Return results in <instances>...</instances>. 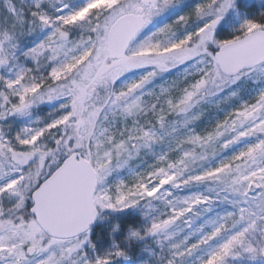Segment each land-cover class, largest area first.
<instances>
[{
  "label": "snow or ice",
  "instance_id": "obj_1",
  "mask_svg": "<svg viewBox=\"0 0 264 264\" xmlns=\"http://www.w3.org/2000/svg\"><path fill=\"white\" fill-rule=\"evenodd\" d=\"M0 264H264V0H0Z\"/></svg>",
  "mask_w": 264,
  "mask_h": 264
}]
</instances>
